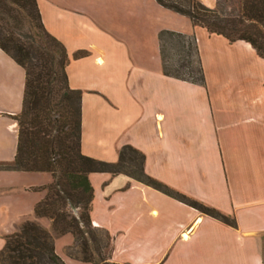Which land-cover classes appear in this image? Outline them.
Wrapping results in <instances>:
<instances>
[{"label":"crops","instance_id":"0c3cea01","mask_svg":"<svg viewBox=\"0 0 264 264\" xmlns=\"http://www.w3.org/2000/svg\"><path fill=\"white\" fill-rule=\"evenodd\" d=\"M35 1L65 48L68 86L80 90V152L114 161L130 144L146 174L235 221L125 173L90 171V219L111 236L109 259L264 264V58L249 42L208 32L156 0ZM161 29L194 35L201 83L163 73ZM23 87V67L0 48V247L24 219L51 231L50 218L33 212L49 172L3 167L15 153ZM51 233L55 252L79 264L65 252L73 237Z\"/></svg>","mask_w":264,"mask_h":264},{"label":"trees","instance_id":"16d2710c","mask_svg":"<svg viewBox=\"0 0 264 264\" xmlns=\"http://www.w3.org/2000/svg\"><path fill=\"white\" fill-rule=\"evenodd\" d=\"M188 16L193 24L219 33L229 41L243 39L264 58V0H215L208 7L200 0H156ZM163 73L201 83L197 44L193 34L161 29L157 33ZM174 42L168 53L165 40ZM172 46V47H173ZM0 48L24 69L21 107L14 115L17 142L13 159L3 167L44 170L51 180L42 185L43 196L33 212L51 220V231L70 232L69 256L89 264H129L109 259L111 236L92 224L90 171L125 173L149 184L223 222L234 225L233 216L167 186L143 171V154L122 144L114 161L85 155L79 150L80 90L67 84V54L63 44L44 27L35 0H0ZM51 231L32 219L4 235L0 264H66L55 252Z\"/></svg>","mask_w":264,"mask_h":264},{"label":"rangeland","instance_id":"374dc122","mask_svg":"<svg viewBox=\"0 0 264 264\" xmlns=\"http://www.w3.org/2000/svg\"><path fill=\"white\" fill-rule=\"evenodd\" d=\"M186 1H187V0H182L183 3H186ZM228 6H229V7L234 6V2H232V0H228V1H227V8H228ZM165 40L167 41V38H165ZM173 43H174L173 41H172V42H170V41L168 42V41H167V43H166L167 52L170 53V54H171V52H174V46H175V45L173 46ZM172 46H173V47H172ZM49 174H50V173H49ZM50 177H51V175H50ZM22 221H23V220H22ZM19 224H20V223H19ZM96 226H97V225H96ZM17 227H18V226H17ZM100 227H101V226H100ZM102 228H103V227H102ZM104 229H105V228H104ZM62 234H63V235L66 234V236L71 235V237H72V234H71L70 232H64V233H62ZM62 234H61V235H62ZM68 234H69V235H68ZM110 245H111V241H110ZM110 249H111V246H110V247L108 246V247L106 248V250L108 251V253H110ZM77 263H79V264H86L85 262L81 261L80 259H78ZM66 264H67V263H66Z\"/></svg>","mask_w":264,"mask_h":264}]
</instances>
